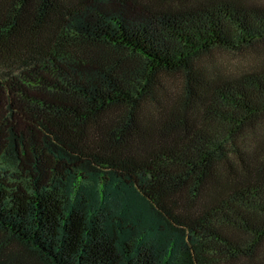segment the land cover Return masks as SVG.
<instances>
[{
  "label": "trees",
  "instance_id": "obj_1",
  "mask_svg": "<svg viewBox=\"0 0 264 264\" xmlns=\"http://www.w3.org/2000/svg\"><path fill=\"white\" fill-rule=\"evenodd\" d=\"M0 233V264H264V5L0 0Z\"/></svg>",
  "mask_w": 264,
  "mask_h": 264
},
{
  "label": "rangeland",
  "instance_id": "obj_2",
  "mask_svg": "<svg viewBox=\"0 0 264 264\" xmlns=\"http://www.w3.org/2000/svg\"><path fill=\"white\" fill-rule=\"evenodd\" d=\"M252 3H259L264 5V0H247ZM261 57H256L255 55H251L250 53H236L234 51L224 50V49H214L211 51L207 57H205L202 61H210L214 64V66L218 69V71L223 72L232 70L236 71L239 66H249L253 62L260 61ZM207 63V62H206ZM254 64L250 65L253 66ZM166 81H169L172 88H175L176 79L173 76H166ZM0 239H2V235L0 233ZM10 248L20 252L24 256H29L27 251L20 245L16 243H9ZM262 250L264 251V245L262 246ZM262 260L261 255L258 256L257 262L260 264ZM223 264H244V259H229L225 258L223 260Z\"/></svg>",
  "mask_w": 264,
  "mask_h": 264
}]
</instances>
